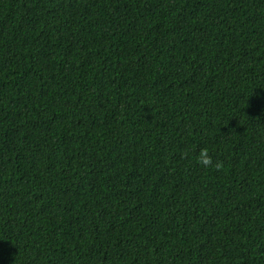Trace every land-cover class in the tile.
I'll return each mask as SVG.
<instances>
[{
    "label": "trees",
    "instance_id": "obj_1",
    "mask_svg": "<svg viewBox=\"0 0 264 264\" xmlns=\"http://www.w3.org/2000/svg\"><path fill=\"white\" fill-rule=\"evenodd\" d=\"M0 264H264V0H0Z\"/></svg>",
    "mask_w": 264,
    "mask_h": 264
},
{
    "label": "clouds",
    "instance_id": "obj_2",
    "mask_svg": "<svg viewBox=\"0 0 264 264\" xmlns=\"http://www.w3.org/2000/svg\"><path fill=\"white\" fill-rule=\"evenodd\" d=\"M196 159L197 162L203 165L205 168L213 167L216 168L217 170H220L223 166L222 163L213 161V158L210 155L208 148L201 149Z\"/></svg>",
    "mask_w": 264,
    "mask_h": 264
}]
</instances>
